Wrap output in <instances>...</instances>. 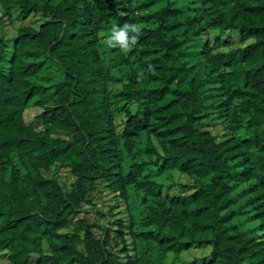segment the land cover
<instances>
[{
    "label": "trees",
    "instance_id": "16d2710c",
    "mask_svg": "<svg viewBox=\"0 0 264 264\" xmlns=\"http://www.w3.org/2000/svg\"><path fill=\"white\" fill-rule=\"evenodd\" d=\"M0 11L21 16L0 32V264H166L192 246L211 248L200 264H264V0H0ZM125 22L137 39L109 43ZM213 31L244 45L216 51ZM48 64L51 85L38 79ZM31 106L39 129L23 118ZM210 115L220 137L201 128ZM55 165L70 169L68 191L43 174ZM173 170L190 191L156 179ZM98 181L127 219L91 199ZM125 234L120 261L112 242Z\"/></svg>",
    "mask_w": 264,
    "mask_h": 264
},
{
    "label": "rangeland",
    "instance_id": "374dc122",
    "mask_svg": "<svg viewBox=\"0 0 264 264\" xmlns=\"http://www.w3.org/2000/svg\"><path fill=\"white\" fill-rule=\"evenodd\" d=\"M21 22V16L17 12L12 13L10 19L4 18L0 11V32L4 33L6 36H11L14 34L17 26ZM210 37V42L213 44L214 50H224L229 47H240L244 44L240 42L237 32L234 31H224L217 32L213 31L208 34ZM117 45L118 42H113ZM58 70L53 64L45 65L38 73V79L43 81L47 85L53 84L57 79ZM37 98V97H36ZM51 102H45V104H50ZM42 111L39 106H31L23 112V118L26 122H32L34 126L39 129L40 123L35 121L36 116ZM120 119L115 120V124L118 125V129L121 128ZM223 119L219 115H210L202 120L201 128L208 130L211 134L220 137L224 133V126L222 124ZM43 174L49 178H54L57 180L58 184L62 187L64 191L70 189V184L73 181V176L70 169L66 166L55 165L47 171H43ZM172 175V176H171ZM164 172L162 175L156 177L158 181L164 182L166 186H170L168 191L179 193L180 185L185 184V187H181V193H186L191 190V181L187 176L181 174L180 172L173 170L172 174ZM173 182V183H172ZM91 199L96 202L97 206L106 207L114 213V217H122L127 219V214L124 212L125 205L123 201L116 196L115 193L108 189L107 184L104 181H98L96 184L95 191L91 194ZM88 221L95 223H102L104 219L95 213V209H92L88 215H86ZM71 228H67L64 231H70ZM125 242L123 240H114L112 242V248L116 255H119V260H123L125 255L122 251L123 248L129 243L128 235L125 234ZM46 249V246L44 245ZM211 248L209 246H192L188 250L182 251L179 255L174 253H168L165 259L166 264H200L202 261L206 260L209 256ZM2 256H0V262L2 261ZM34 260V259H33ZM60 264H69L68 262H62Z\"/></svg>",
    "mask_w": 264,
    "mask_h": 264
},
{
    "label": "clouds",
    "instance_id": "9594fccd",
    "mask_svg": "<svg viewBox=\"0 0 264 264\" xmlns=\"http://www.w3.org/2000/svg\"><path fill=\"white\" fill-rule=\"evenodd\" d=\"M133 33L129 35V31ZM138 26L134 23L125 22L123 25H113L111 29V35L109 36V43L119 42L122 47L127 48L129 46V41H135L138 32Z\"/></svg>",
    "mask_w": 264,
    "mask_h": 264
}]
</instances>
